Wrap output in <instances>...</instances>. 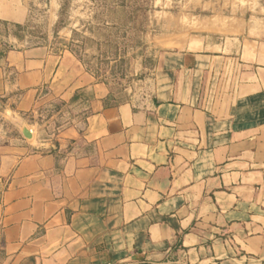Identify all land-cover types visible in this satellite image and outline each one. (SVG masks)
Segmentation results:
<instances>
[{
	"label": "crops",
	"instance_id": "0c3cea01",
	"mask_svg": "<svg viewBox=\"0 0 264 264\" xmlns=\"http://www.w3.org/2000/svg\"><path fill=\"white\" fill-rule=\"evenodd\" d=\"M254 12L159 39L145 101H119L69 51L0 37V264H264ZM27 19V0H0V21Z\"/></svg>",
	"mask_w": 264,
	"mask_h": 264
},
{
	"label": "rangeland",
	"instance_id": "374dc122",
	"mask_svg": "<svg viewBox=\"0 0 264 264\" xmlns=\"http://www.w3.org/2000/svg\"><path fill=\"white\" fill-rule=\"evenodd\" d=\"M258 4L264 0H27V21H0V37L69 51L109 85L119 101H145L162 53L156 47L159 39L169 34L214 35L202 20L254 17ZM248 8L251 11H245ZM54 110L48 108L37 119L45 130ZM8 128L4 124L0 129Z\"/></svg>",
	"mask_w": 264,
	"mask_h": 264
},
{
	"label": "water",
	"instance_id": "95a60500",
	"mask_svg": "<svg viewBox=\"0 0 264 264\" xmlns=\"http://www.w3.org/2000/svg\"><path fill=\"white\" fill-rule=\"evenodd\" d=\"M23 133H24V135H25L27 138H32L30 132H29L27 129H24V130H23Z\"/></svg>",
	"mask_w": 264,
	"mask_h": 264
}]
</instances>
